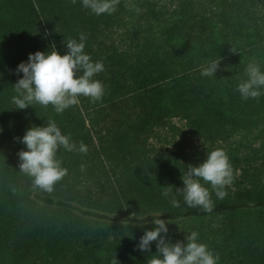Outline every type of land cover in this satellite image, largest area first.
Returning a JSON list of instances; mask_svg holds the SVG:
<instances>
[{"label": "trees", "instance_id": "1", "mask_svg": "<svg viewBox=\"0 0 264 264\" xmlns=\"http://www.w3.org/2000/svg\"><path fill=\"white\" fill-rule=\"evenodd\" d=\"M80 34L104 65L93 76L101 99L78 96L60 113L15 108L17 64L53 46L63 54ZM212 60L214 75L202 76ZM250 62L264 71V0H116L100 15L80 0H0V264H147L155 242L136 245L152 224L126 227L133 212H162L172 242L197 232L217 264H264V90L242 99L236 89ZM49 120L87 152L58 149L67 174L45 191L18 152L24 131ZM217 148L233 169L227 194L200 180L213 208H190L180 176Z\"/></svg>", "mask_w": 264, "mask_h": 264}, {"label": "clouds", "instance_id": "2", "mask_svg": "<svg viewBox=\"0 0 264 264\" xmlns=\"http://www.w3.org/2000/svg\"><path fill=\"white\" fill-rule=\"evenodd\" d=\"M80 3L82 7L100 15L111 13L116 0H80ZM64 42L67 50L63 54L53 46L50 51L31 52L26 61L17 64L15 71L22 75L13 83L15 94L10 99L15 108L24 109L33 103L42 106L51 104L54 111L60 113L78 103V96L88 97L93 102L101 99L103 85L99 80L93 79V76L103 71V62H93L84 52V34H80L78 41L68 39ZM218 62L212 60L201 66L200 74L213 76ZM244 72L247 78L236 85L241 98L260 96L264 90V71L259 64L250 62L245 66ZM19 139L25 145V149L18 152L19 170L30 177L33 186L45 191H51L67 174V169L57 158L58 149L87 152V146L83 142H72L51 120L46 125L30 126ZM180 179L182 187H177L176 191L181 193L184 203L190 208L198 207L204 212H210L213 202L208 188L200 180L210 184L218 200L223 199L227 194L226 186L232 182L233 169L226 153L217 148L209 151L198 164H189ZM161 195L170 197L169 202L173 207L178 206L179 201L172 195L171 187H163ZM138 213H130L129 219L124 222L127 227L129 220L135 217L133 223L140 227L152 224L150 229L144 228L136 245L139 250L145 251L150 248L151 242H155L156 255H152L147 264H217L218 257L197 240V232L185 235L183 242H172L165 238L169 222L160 218L162 212L150 215ZM147 217H151L150 221Z\"/></svg>", "mask_w": 264, "mask_h": 264}, {"label": "rangeland", "instance_id": "3", "mask_svg": "<svg viewBox=\"0 0 264 264\" xmlns=\"http://www.w3.org/2000/svg\"><path fill=\"white\" fill-rule=\"evenodd\" d=\"M2 53H3L4 55H6V54H11V50H9L8 48L4 47V48H2Z\"/></svg>", "mask_w": 264, "mask_h": 264}]
</instances>
